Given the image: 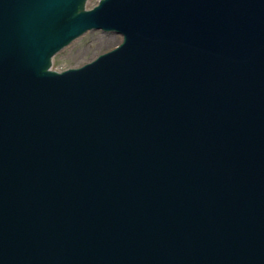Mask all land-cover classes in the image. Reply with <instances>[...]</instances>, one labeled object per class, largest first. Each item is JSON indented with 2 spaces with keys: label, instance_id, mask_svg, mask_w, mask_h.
Listing matches in <instances>:
<instances>
[{
  "label": "water",
  "instance_id": "95a60500",
  "mask_svg": "<svg viewBox=\"0 0 264 264\" xmlns=\"http://www.w3.org/2000/svg\"><path fill=\"white\" fill-rule=\"evenodd\" d=\"M87 1L0 0V264H264V0Z\"/></svg>",
  "mask_w": 264,
  "mask_h": 264
},
{
  "label": "rangeland",
  "instance_id": "374dc122",
  "mask_svg": "<svg viewBox=\"0 0 264 264\" xmlns=\"http://www.w3.org/2000/svg\"><path fill=\"white\" fill-rule=\"evenodd\" d=\"M97 1L88 0L86 7L95 5ZM120 41L121 36L118 34L100 30L87 31L53 56L51 68L60 71L69 67H78L97 55L111 50Z\"/></svg>",
  "mask_w": 264,
  "mask_h": 264
}]
</instances>
